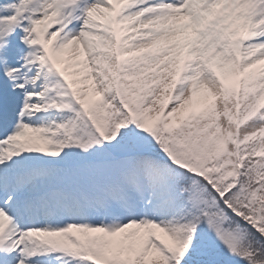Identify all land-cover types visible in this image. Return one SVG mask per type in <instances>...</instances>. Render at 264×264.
I'll use <instances>...</instances> for the list:
<instances>
[{"label":"snow or ice","instance_id":"snow-or-ice-1","mask_svg":"<svg viewBox=\"0 0 264 264\" xmlns=\"http://www.w3.org/2000/svg\"><path fill=\"white\" fill-rule=\"evenodd\" d=\"M0 264H264V0H0Z\"/></svg>","mask_w":264,"mask_h":264},{"label":"rangeland","instance_id":"rangeland-1","mask_svg":"<svg viewBox=\"0 0 264 264\" xmlns=\"http://www.w3.org/2000/svg\"><path fill=\"white\" fill-rule=\"evenodd\" d=\"M260 65H257V67H259ZM69 70H71V69H69Z\"/></svg>","mask_w":264,"mask_h":264},{"label":"trees","instance_id":"trees-1","mask_svg":"<svg viewBox=\"0 0 264 264\" xmlns=\"http://www.w3.org/2000/svg\"><path fill=\"white\" fill-rule=\"evenodd\" d=\"M251 143V142H250Z\"/></svg>","mask_w":264,"mask_h":264}]
</instances>
